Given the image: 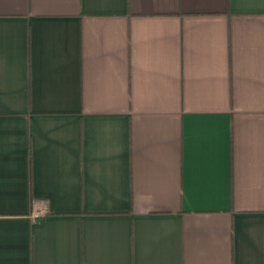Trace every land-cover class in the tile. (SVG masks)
<instances>
[{
    "label": "crops",
    "instance_id": "0c3cea01",
    "mask_svg": "<svg viewBox=\"0 0 264 264\" xmlns=\"http://www.w3.org/2000/svg\"><path fill=\"white\" fill-rule=\"evenodd\" d=\"M0 264H264V0H0Z\"/></svg>",
    "mask_w": 264,
    "mask_h": 264
}]
</instances>
